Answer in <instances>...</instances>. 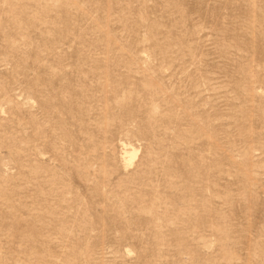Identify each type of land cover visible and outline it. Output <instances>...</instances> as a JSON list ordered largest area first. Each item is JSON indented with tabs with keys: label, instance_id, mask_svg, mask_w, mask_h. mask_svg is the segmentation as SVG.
<instances>
[{
	"label": "rangeland",
	"instance_id": "374dc122",
	"mask_svg": "<svg viewBox=\"0 0 264 264\" xmlns=\"http://www.w3.org/2000/svg\"><path fill=\"white\" fill-rule=\"evenodd\" d=\"M0 264H264V0H0Z\"/></svg>",
	"mask_w": 264,
	"mask_h": 264
}]
</instances>
